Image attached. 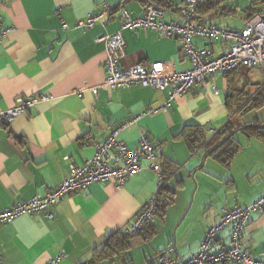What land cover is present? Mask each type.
Wrapping results in <instances>:
<instances>
[{"label":"crops","instance_id":"crops-1","mask_svg":"<svg viewBox=\"0 0 264 264\" xmlns=\"http://www.w3.org/2000/svg\"><path fill=\"white\" fill-rule=\"evenodd\" d=\"M145 2L0 0L1 23L11 30L0 44V111L17 106L26 96L52 97L11 123H0V213L57 188L69 177L72 164L90 160L96 143L139 116L119 131L118 139L135 149L147 136L161 147L157 162L167 179L159 199L169 198L165 190L176 192L166 214L157 215L141 235L130 238L128 249L115 255L106 252L113 238L126 235L128 223L157 190L159 174L143 159L141 173L120 188L111 181L97 182L70 193L49 212L23 215L3 225V264H47L60 253L67 255L61 264H158L164 251L181 261L200 251L205 232L220 222L224 208L247 206L264 196V139L246 135L244 146L235 134L241 149L229 165L215 153L232 137L208 155L225 139L227 125L236 129V112L231 109L236 94L228 90L231 79L215 76L219 95L212 92L208 79L206 86L197 84L175 99L167 111L147 116L143 115L148 109L167 103L168 91L139 84L102 87L107 50L101 38L121 30L120 8L137 18ZM253 2L213 0L200 8L198 21L241 29L258 8ZM103 3L113 7L111 14L93 28L75 27ZM161 6L167 21L180 20L177 5ZM123 36V69L152 64L166 75L191 68L176 39L144 30H125ZM194 43L215 54L220 51L217 42L196 38ZM95 87H99L97 95L89 90ZM245 125L241 122L238 127ZM230 232L229 228L221 232L215 250L230 246ZM243 244L256 260H264V211L253 214Z\"/></svg>","mask_w":264,"mask_h":264},{"label":"built area","instance_id":"built-area-1","mask_svg":"<svg viewBox=\"0 0 264 264\" xmlns=\"http://www.w3.org/2000/svg\"><path fill=\"white\" fill-rule=\"evenodd\" d=\"M255 1L258 3V8L241 29L208 25L198 21L200 8L212 4L213 0H146L143 14L137 18H132L125 8H120L119 13L123 18L121 30L101 38L105 41L107 50V58L104 62L107 77L102 87L116 89L139 84L153 90L168 91L167 103L159 109H148L143 115L147 116L167 111L175 99L189 93L197 84L206 86L208 79L212 82V92L219 95L220 91L215 82L216 75L226 77L241 69L264 72V0ZM161 4L168 7L177 5L180 20L167 21L165 9ZM112 12L113 7L103 3L96 13L80 19L75 27L93 28ZM63 27L67 28L66 25ZM125 30L153 31L163 38L176 39L183 56L191 64V68L166 75L159 74L152 64H139L128 69L121 68L120 61L126 55V42L123 36ZM10 31L9 27H3L0 20V44ZM196 38L217 42L220 46L219 54L216 55L209 48H199L194 43ZM98 88H89V90L97 95ZM258 89L261 94H264V80ZM50 100L52 97L47 94L23 97L17 106L0 111V123L9 124L25 115L30 108ZM140 117L124 121L114 128L102 142L96 143L95 155L82 165L72 164L69 177L44 197H34L30 201L16 203L1 212L0 229L3 225L12 223L23 215L49 212L70 193L82 191L94 183L111 181L120 188L130 177L141 173L144 159L149 162L150 169L159 174L157 190L134 215L125 229L126 235L131 237L142 234L146 226L155 221L159 193L166 185V178L157 162L163 150L161 147L147 136L140 139L139 146L135 149L118 139L119 131L135 123ZM260 211H264V196L247 206L224 208L220 222L205 232L197 254L179 261L171 256L170 251H164L159 255L157 263L264 264V260H256L253 253L243 244L245 230L253 214ZM227 228L231 231L230 246L227 249L215 250L220 241L221 232ZM2 257L0 250V264H3ZM66 258L65 253H60L47 264H61Z\"/></svg>","mask_w":264,"mask_h":264},{"label":"trees","instance_id":"trees-1","mask_svg":"<svg viewBox=\"0 0 264 264\" xmlns=\"http://www.w3.org/2000/svg\"><path fill=\"white\" fill-rule=\"evenodd\" d=\"M253 3L258 7V3L255 0H254ZM249 71L250 70H247V69H241L239 71H236L235 73L243 72V73L247 74ZM232 76L233 75L230 74V75L226 76V78H228V80H230V79H232ZM259 86L260 85H258V88H259ZM228 87H229L228 90L230 91V95H233L234 92L239 90L238 87H236V86H234L232 84H230ZM257 94H258V96H257ZM257 94H255L257 97H255V98L253 97L252 99H250L248 101V103L240 102L239 94H237L236 95V101L233 102V105L231 107L232 112L233 113L236 112L235 114L238 115V114H242L244 112H248L251 109H258V108L263 107L264 106V94H261V92H259V91H258ZM229 97H230V99L233 98V96H229ZM242 104L245 105V106L242 107ZM249 124L250 123L248 122L247 125H249ZM234 129L235 128H233L230 124L227 125L225 127L224 131H223V139L226 138L228 135H230L232 133V131H234ZM242 133L247 135V136L254 135V136H258L260 139H264V130L263 129L249 128V129L243 131ZM193 135H196V132H193ZM240 149H241V146L239 145L238 142H236L234 137H232L215 154L218 156L219 159H221L222 163L229 165L234 160L235 156H237V154L239 153ZM164 176L167 179L165 174H164ZM163 189H162V191H163ZM165 191L168 192L169 198L168 199H163V200L159 199L157 215H160V214L165 215L167 209L174 203V198L176 196V192H174V193L172 192L171 193V192H169L167 190H165ZM130 238H133V237H131L129 235H121L120 237L113 238V241H111V242L109 241L110 243L107 244V246L105 248L106 252L107 251H111V253L115 255V254H117V252L121 248L128 249V247H129V239Z\"/></svg>","mask_w":264,"mask_h":264},{"label":"rangeland","instance_id":"rangeland-1","mask_svg":"<svg viewBox=\"0 0 264 264\" xmlns=\"http://www.w3.org/2000/svg\"><path fill=\"white\" fill-rule=\"evenodd\" d=\"M219 52L216 53V55H218ZM231 75H233L231 79L232 85L238 87L239 89V92L236 91L234 92V94H239L240 102L248 103L250 99L258 96L257 93L258 91L260 92V90L258 89V85H261L264 80V72L262 70L249 71L247 74L243 72H238L235 74L233 73ZM255 94H257V96ZM243 106L245 105L242 104V107ZM241 122H249L252 124H256L257 122L261 124V122H264V106L258 109H251L248 112H244L242 114L235 115V118L233 119V124L236 129L240 128L238 126L241 124ZM242 132H239L236 135L239 139H243L244 145V143H246L245 141L247 138L245 137L246 135ZM191 193L192 194L190 195V197L193 196V192Z\"/></svg>","mask_w":264,"mask_h":264},{"label":"water","instance_id":"water-1","mask_svg":"<svg viewBox=\"0 0 264 264\" xmlns=\"http://www.w3.org/2000/svg\"><path fill=\"white\" fill-rule=\"evenodd\" d=\"M249 128H255V129H264V125H258V124H249V125H245L243 127H240L238 129H235L234 131H232V133L230 135H228V137H226L221 143H219L214 149H212L208 155L214 153L215 151H217L229 138L233 137L235 134L245 131ZM207 156V155H206ZM206 156L204 157L203 161L206 160Z\"/></svg>","mask_w":264,"mask_h":264}]
</instances>
